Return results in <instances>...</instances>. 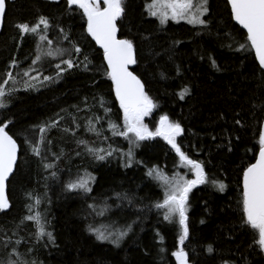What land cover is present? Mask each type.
<instances>
[{"label": "trees", "instance_id": "16d2710c", "mask_svg": "<svg viewBox=\"0 0 264 264\" xmlns=\"http://www.w3.org/2000/svg\"><path fill=\"white\" fill-rule=\"evenodd\" d=\"M124 3L125 14L117 21L119 36L134 41L138 63L132 71L156 105L144 123L151 131H155L161 115L180 123L183 133L177 142L181 150L204 165L206 183L189 193V237L181 245L189 264H244L245 259L247 264H264V254L253 243L257 237L240 226L242 170L254 162L258 128L264 121V70L259 69L250 47L239 49L246 42L245 32L231 20L226 0H209L207 22L199 26L160 24L145 8L151 0ZM40 16L49 18L48 36L54 43L60 41L61 28L78 42L82 53L76 62L87 55L88 71L82 66L68 69L60 80L45 86L22 76L35 56L36 40L31 35L20 37L15 25L35 23ZM85 27L82 11H66L65 0H7L0 36V82L9 71L18 82L9 84L16 90L6 97L0 122H10L7 130L17 140L19 152L7 182L10 209L0 212V259L4 258V245L20 239L18 251L29 264H176L171 253L177 247L179 228L164 221L153 207L162 200L163 189L146 173L154 166L169 177L179 174L191 179V173L179 166L174 150L161 137L141 141L133 151L131 166H122L127 164L129 143L108 129L109 121L122 127V113L104 74L103 52ZM60 42L68 46L66 41ZM59 59L45 58L33 67L41 76L54 75ZM13 60L16 66L10 68ZM22 80L32 83L34 90H26ZM100 98L110 110L107 114L98 103ZM57 113L64 117L59 127L75 131L52 129L48 133L52 152L63 151L56 167L49 170L56 172L53 178L24 144V130ZM94 117L103 118L94 121L102 137L85 131L88 119ZM236 119L241 123L236 124ZM78 139L111 150L113 156L97 161L77 145ZM121 154H125L123 162ZM86 173L95 177L90 193L64 189L65 183ZM213 181L223 182L225 191L219 192ZM29 194L41 200L34 211L49 222L47 230L54 235L53 244L46 243V237L36 241L34 226L22 222L33 203ZM88 204L96 207L89 209ZM103 209L105 213L100 212ZM115 221L121 223L119 230L132 225L119 247L96 240L88 230L92 226L109 232L104 229ZM209 245L212 252L206 250Z\"/></svg>", "mask_w": 264, "mask_h": 264}, {"label": "snow or ice", "instance_id": "6c2138e0", "mask_svg": "<svg viewBox=\"0 0 264 264\" xmlns=\"http://www.w3.org/2000/svg\"><path fill=\"white\" fill-rule=\"evenodd\" d=\"M65 3L68 12L75 11V9L82 11L83 18L86 20L85 31L87 35L103 50V61L106 64L104 74L111 82V89L119 104L123 122L121 127L109 121L108 129L112 135L124 137L129 143V149L126 153L127 164L122 166H131L133 151L141 141L161 137L174 150L179 166L191 173V179L179 174H173L169 177L155 166L146 173L147 176L157 180L163 189L162 200L156 202L153 207L162 214L164 221L176 223L179 228L177 247L171 255L175 257L176 264H189L188 255L181 245L189 237L187 215L189 193L197 185L206 183L204 165L202 162L190 158L181 150L177 142V137L183 133L180 123L171 121L167 115L159 117L155 131L149 130L144 123V118L152 113L156 105L146 93L141 79L130 70L131 65L138 63L134 41L117 36V21L123 17L126 11L124 0H65ZM226 7L230 8L231 20L246 30V42L240 44L239 49L243 50L246 45L250 47L255 53V60L258 62L259 69L264 70V0H226ZM6 8L7 0H0V20L6 13ZM145 8L149 15L159 20L160 24H165L171 19L174 21L185 20L192 25H205L207 21L201 17H205L209 12L208 0H151V3L146 4ZM15 27L18 29L20 37L31 35L36 40L35 56L31 65L23 70V77H28L31 81H38L41 86H45L60 80L68 69L82 66L84 71L89 70L90 62L87 55H84L82 62H76L77 56L82 53V49L78 42L71 38L68 31L64 28L60 29V41H66L67 47H64L60 41L54 43V40L49 38L48 31L51 27L49 18L40 16L35 23L21 22ZM45 58H60L59 63L54 65V75L41 76L39 70L33 67L42 64ZM16 63L13 60L9 67L16 66ZM212 66L216 67L214 60ZM33 71L37 73L36 76L29 75ZM10 82L15 85L18 81L17 77L9 71L6 73V79L0 82V109L7 107L6 97L16 90L9 86ZM20 82L24 84L26 90L30 88L34 90L33 84L29 81L22 80ZM183 92L186 93L187 89L185 88ZM181 99H183V95H181ZM98 103L104 108L105 114L110 111L105 106L103 98H100ZM77 111H79L78 107ZM63 119L64 117L57 113L54 118L24 130V144L28 146V150L33 156L40 159L45 171L56 167V161L60 160L63 155L62 150L52 152V140L48 138V133L52 129L64 133L75 131V129L68 127L60 128V122ZM102 119V117L89 118L85 131L102 137V130L98 129L95 123ZM9 123L7 120L0 122V212L10 209V201L6 195V182L13 174L18 159V144L17 140L7 130ZM75 123L73 120V124ZM235 123L240 124L241 121L236 119ZM76 143L97 161L113 156V151L95 147L83 139L76 140ZM80 154V152L76 153L78 156ZM49 155L52 157L51 161H49ZM253 158L254 162L249 163L242 170V192L239 202L240 226L255 234L257 238L254 239L253 243L258 246L259 252L264 254V121H261L258 128V152H254ZM124 159L125 154H121L122 162ZM49 175L55 178L56 172L49 171ZM94 179L95 177L91 173H86L65 183L64 189L87 195L92 190L91 182ZM212 184L219 192L225 191L226 185L223 182L213 181ZM116 195L118 198L120 197L119 193ZM29 198L33 200V203L28 205L29 214L22 218V222L28 221L34 226L33 236L36 241L44 240L46 237V243L53 244L54 235L47 230L49 222L42 213L34 211V208L41 204L40 198H33L31 194H29ZM87 207L94 209L96 205L88 204ZM131 228L132 225L129 224L116 231L103 232L92 226H89L88 230L95 235L96 240L107 241L114 247H119ZM20 243L21 240L17 239L14 243L9 241L4 245V258L0 259V264H29L18 251L17 246ZM206 250L212 252L213 248L209 245ZM28 251L30 252L32 249H28ZM224 264H229V262L226 261ZM244 264H247L246 259Z\"/></svg>", "mask_w": 264, "mask_h": 264}, {"label": "rangeland", "instance_id": "374dc122", "mask_svg": "<svg viewBox=\"0 0 264 264\" xmlns=\"http://www.w3.org/2000/svg\"><path fill=\"white\" fill-rule=\"evenodd\" d=\"M208 5H209V0H208ZM208 14V13H207ZM207 14L205 15V17L207 16ZM151 16V15H150ZM152 17V16H151ZM205 17H201L202 19H205ZM153 18H155V19H157L156 17H153ZM169 22H175V23H185V24H188V25H192V24H189V23H187V21H185V20H178V21H174V20H171V19H169L165 24H163V25H167ZM192 26H199V25H192ZM192 178V177H191ZM198 186V185H197ZM103 211V213H105L104 211V209L103 210H100V212H102ZM121 223H120V221H115V222H112V224L111 225H109L108 227H106L104 230H107V231H116V230H119V225H120Z\"/></svg>", "mask_w": 264, "mask_h": 264}, {"label": "water", "instance_id": "95a60500", "mask_svg": "<svg viewBox=\"0 0 264 264\" xmlns=\"http://www.w3.org/2000/svg\"><path fill=\"white\" fill-rule=\"evenodd\" d=\"M4 18H5V14H4L2 20H0V36H1L2 30H3ZM234 22H235V21H234ZM235 24H236V22H235ZM236 25H237L241 30H243V31L245 32V34H246V30L242 29L241 26H239L238 24H236ZM117 29H118V25H117ZM117 36H118V38H120V36H119V29H118V31H117ZM91 39H92V38H91ZM93 42L95 43L94 40H93ZM95 44H96V43H95ZM96 46L98 47V49H99L101 52H103V50L99 48V45L96 44ZM134 66H135V65H131V66H130V70H132V69L134 68ZM18 152H19V149H18V151H17V155H18ZM17 161H18V159H17ZM15 167H16V165L14 166V170H15ZM13 173H14V172H13ZM11 176H12V174L10 175V177H11ZM7 182H8V181H7ZM7 182H6V195H7Z\"/></svg>", "mask_w": 264, "mask_h": 264}]
</instances>
